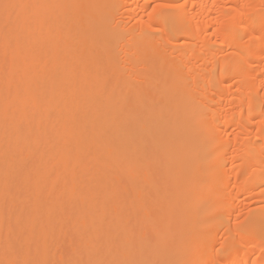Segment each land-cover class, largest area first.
I'll return each mask as SVG.
<instances>
[{
  "label": "bare ground",
  "instance_id": "bare-ground-1",
  "mask_svg": "<svg viewBox=\"0 0 264 264\" xmlns=\"http://www.w3.org/2000/svg\"><path fill=\"white\" fill-rule=\"evenodd\" d=\"M0 264H264V0H0Z\"/></svg>",
  "mask_w": 264,
  "mask_h": 264
},
{
  "label": "snow or ice",
  "instance_id": "snow-or-ice-1",
  "mask_svg": "<svg viewBox=\"0 0 264 264\" xmlns=\"http://www.w3.org/2000/svg\"><path fill=\"white\" fill-rule=\"evenodd\" d=\"M4 7H5V9H8V8L20 7V6H18V5H8V4H5Z\"/></svg>",
  "mask_w": 264,
  "mask_h": 264
}]
</instances>
